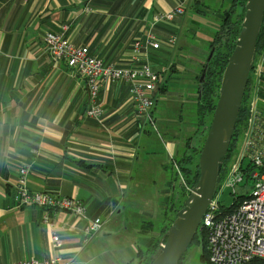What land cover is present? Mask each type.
I'll list each match as a JSON object with an SVG mask.
<instances>
[{
  "label": "crops",
  "instance_id": "crops-1",
  "mask_svg": "<svg viewBox=\"0 0 264 264\" xmlns=\"http://www.w3.org/2000/svg\"><path fill=\"white\" fill-rule=\"evenodd\" d=\"M190 1L204 8L195 9L200 15L212 10L205 0H0V264L50 258L66 264H90L96 257L100 258L96 264H120L101 251L108 248L104 241L96 245L103 228L82 246L83 220L63 211L14 207V187L23 165L29 167V191L74 197L85 206L89 218L105 221L104 228L113 218L121 217L127 223L133 216L134 234L147 252L149 244L157 240L158 234L142 239L145 232L140 220L145 213L139 203L132 204L146 189L143 184H151L149 189L155 190L156 183L163 180V176H155V169L162 174L164 164H155L153 152L145 150L155 123L156 102L152 123L134 119L128 85L113 82L104 84L99 93L102 116L85 117L83 79L64 60H51L42 37L61 33L73 45L88 47L104 65L125 67L130 65L132 41L143 38L149 29L161 39L174 36L177 43L176 30L184 23ZM178 2L184 7L181 16L171 24L151 27L154 16L172 10ZM230 3L214 0L213 15ZM175 44L149 50L153 70L166 71L164 55L170 57ZM159 84L160 80L155 101ZM164 149L168 157L178 153L173 136L164 142ZM141 152L147 157L142 159ZM165 184L162 189L169 198L172 187L170 181ZM155 205L162 206V202ZM53 236L60 240L58 249L52 246ZM125 254V264H137L143 256L135 245L126 247Z\"/></svg>",
  "mask_w": 264,
  "mask_h": 264
},
{
  "label": "built area",
  "instance_id": "built-area-1",
  "mask_svg": "<svg viewBox=\"0 0 264 264\" xmlns=\"http://www.w3.org/2000/svg\"><path fill=\"white\" fill-rule=\"evenodd\" d=\"M182 4L178 2L172 10L154 16L151 27L158 23L171 24L183 14ZM42 40L52 61L64 60L71 71L83 79L87 90L85 117L99 119L102 116L99 93L103 85L122 82L128 85V102L133 118L152 123L154 92L159 75L149 62V50L171 48L176 43L174 36L161 39L149 29L143 38H135L132 41L130 65L125 67L104 65L89 53L88 47L73 45L61 33H46ZM248 79L249 117L238 153L226 176L222 180L219 179L201 218L200 229L206 234L210 264H264V50L255 56ZM28 174V165L18 169L14 187V207H34L69 213L85 222L82 246L89 244L102 230L105 221L89 218L85 206L74 197L29 191ZM244 181L243 193H237L238 186ZM249 181L253 182L250 190L247 189ZM226 189H231L233 203L228 208H223L219 196ZM187 190L191 192V189ZM44 221H47L46 215ZM51 240L53 248L58 249L59 238L53 236ZM158 246L163 247V241ZM14 264L66 263L58 258H50L29 259Z\"/></svg>",
  "mask_w": 264,
  "mask_h": 264
},
{
  "label": "rangeland",
  "instance_id": "rangeland-1",
  "mask_svg": "<svg viewBox=\"0 0 264 264\" xmlns=\"http://www.w3.org/2000/svg\"><path fill=\"white\" fill-rule=\"evenodd\" d=\"M205 4L212 10H209L211 12L204 10L206 11L204 12L205 14L201 12L202 15H200L195 9L198 11V9L202 10L204 8L200 9L199 4L195 3L193 5V2L191 3L190 1V7L186 10L184 16V23L180 30H176L177 43L169 53L171 54L170 57H168L167 54L164 55L167 59L164 66L166 71L160 72L158 67H154V70L156 69L155 72L159 75V86L163 87L164 91H159L157 93L155 111L153 114L155 123L154 126L149 129L150 137L147 138L149 145L145 150H147V152H153L151 160L158 165L163 163L165 168L163 169L162 174L160 173L159 168L155 169V176H157V178L163 176V180H159L156 183L155 190L149 189L151 184H143L146 186V189L141 190L143 193L141 198L138 201L130 200V204L132 201L134 206H138L139 203L145 213L140 220L142 231L145 232L141 233L142 239L144 238V235L146 237H155L157 235L159 225L165 215L166 218L169 219L174 217L175 211L173 208L177 209V201L181 196V186L182 183L184 184V173L179 170L177 164L182 156V152L190 151L189 155L192 156V159L190 163L186 164V167L190 170L194 167L197 158L194 156L195 154L192 153L191 148L186 149V140L189 137L191 138L190 147L198 146L201 143L202 136H200L199 133L202 128L200 129L195 125L196 119L194 117V104L196 103V97L198 95L196 89L198 86V77L201 73L205 58L209 53L208 43L211 39L210 35L218 24L215 20V18L217 19L218 14L215 16L213 15V9L216 7L214 6V0H205ZM227 8L228 7L226 6L225 9ZM213 16L215 17L214 19ZM175 53L176 55H174ZM211 119L209 122H211ZM209 125L210 123L207 122L206 128H209ZM197 129H200V132L197 133ZM207 131L208 130H206V132ZM170 136H173L178 147V153L173 157H168V155L165 154L164 149V142L168 140ZM240 141L241 140H238L236 143L237 149L240 147ZM141 153L142 159L145 156L147 157V154L144 152ZM235 153L236 152H234L232 157ZM232 157L227 160L226 169L233 162ZM175 166H177L180 174L176 171ZM165 181H170L172 187V190L169 192V198L165 196L167 191H163L162 189L167 186ZM244 184L245 181L238 186L237 193H243L242 187ZM252 185L253 182L249 181L247 189L250 190ZM148 193L152 196H148ZM181 198L178 202L179 206L180 201L182 200ZM219 200L223 208L231 206L233 203L231 189L223 191L219 196ZM159 201L162 202V206L157 205L158 210H156L155 207L157 206L155 203H158ZM130 204L128 203V205ZM131 210L133 212L137 211L134 208ZM129 215L132 216V214ZM132 218L133 216L127 223H125L121 217H118L117 219L113 218L112 221L114 222L104 228L105 224L103 226V234L96 240V245L104 241L108 248H101V251H104L106 257L114 260L115 263L125 264L123 259L126 256L125 248L128 246L135 245L136 248L141 250L143 256H146L147 254L146 247L138 242V238L134 234ZM150 222L153 223L152 226L148 225ZM148 229L151 231L148 232ZM107 234L112 237H108ZM200 249V245L193 244L191 250L189 249L188 254L185 257L184 264H203L199 258ZM91 253L93 255L92 250ZM99 262L100 258L96 257L90 264H96Z\"/></svg>",
  "mask_w": 264,
  "mask_h": 264
},
{
  "label": "water",
  "instance_id": "water-1",
  "mask_svg": "<svg viewBox=\"0 0 264 264\" xmlns=\"http://www.w3.org/2000/svg\"><path fill=\"white\" fill-rule=\"evenodd\" d=\"M264 14V0H246L235 47L223 70L212 119L198 158L199 178L165 234L164 246L149 264H177L195 236L215 192L235 129L237 116L255 58ZM214 49L209 52L210 60Z\"/></svg>",
  "mask_w": 264,
  "mask_h": 264
},
{
  "label": "trees",
  "instance_id": "trees-1",
  "mask_svg": "<svg viewBox=\"0 0 264 264\" xmlns=\"http://www.w3.org/2000/svg\"><path fill=\"white\" fill-rule=\"evenodd\" d=\"M245 3L246 0H231V3L227 5L228 8L227 9L222 8L221 11H219L218 13L216 19V22L218 23L217 28L216 31L210 35L211 39L208 43V51L210 52V50L213 48L214 52L209 61H207L209 53L205 58V62L201 69V73L198 77V86L196 89V93L198 95L196 97V103L195 104L193 103L195 105V109H194V115H195L194 117L196 119L195 125L200 129L202 128L201 130L200 129L196 130L197 133L201 131L199 133V135L202 136L201 143L198 146L190 147L191 138L189 137L186 140V149L191 148L192 153L195 154L194 156L197 158L195 160L194 167L192 168V170H190L189 168L186 167V164L190 163L192 159V156L189 155L190 151L182 152L181 154L182 156L180 157V160L177 163L179 170H181L182 173H184L183 175L184 179L182 178L184 184L182 183L181 186L182 188L181 196L177 201V206H176L177 209L173 208V210L175 211L174 217L171 219L166 218V215L163 217L161 224L159 225L157 240L149 244L148 246L149 250L146 256H142L140 258V261L137 262V264L150 263L151 256L154 255L157 249L159 248L158 245L160 241L165 240V234L168 228L170 227V225L172 224V222L174 221L176 217V213L183 207V202L189 194L187 188L192 189L198 181L199 178L198 158L207 133L206 130H208V128H206V124L207 122L210 123L209 121L212 117L218 97V90L220 86L222 73L227 64V60L235 47V42L237 40V37L241 29V22L243 20L245 13ZM263 50H264V14L261 23V30L256 42L255 56L257 57V55L261 54ZM263 83L264 80H262V84ZM159 91H164V88L160 87ZM249 92H250V79L247 80V85L245 88V92L237 116V121L233 132V136L231 138L229 148L225 156V160L223 162L222 169L219 175L220 180H222L226 176L230 166L233 164L236 158V155L239 150L236 148L237 141L238 140L242 141L243 132L246 128L249 117ZM155 102L156 101L154 100V103ZM234 152L236 153L232 157ZM231 157L233 159V162L226 169V162ZM180 198L182 200L180 201V206H179L178 202ZM148 225L152 226L153 223L150 222ZM193 244L200 245L201 247L199 254V258L201 262H203V264H210L208 259L206 234L201 229L197 230L195 236L191 241V244L189 245V247L182 255V257L180 258L177 264H184L185 257L188 254L189 249L191 250V246Z\"/></svg>",
  "mask_w": 264,
  "mask_h": 264
},
{
  "label": "bare ground",
  "instance_id": "bare-ground-1",
  "mask_svg": "<svg viewBox=\"0 0 264 264\" xmlns=\"http://www.w3.org/2000/svg\"><path fill=\"white\" fill-rule=\"evenodd\" d=\"M215 190H216V189H215ZM189 194H190V192H189ZM189 194H188V195H189ZM187 197H188V196H187ZM200 223H201V222H200ZM199 227H200V225H199ZM198 229H199V228H198ZM161 241H162V240H161ZM161 241H160V242H161ZM163 246H164V241H163Z\"/></svg>",
  "mask_w": 264,
  "mask_h": 264
}]
</instances>
